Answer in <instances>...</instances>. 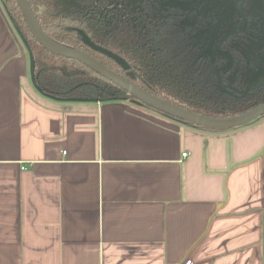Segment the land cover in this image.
Segmentation results:
<instances>
[{
  "label": "crops",
  "instance_id": "crops-1",
  "mask_svg": "<svg viewBox=\"0 0 264 264\" xmlns=\"http://www.w3.org/2000/svg\"><path fill=\"white\" fill-rule=\"evenodd\" d=\"M188 259L264 264V116L216 131L44 95L0 0V264Z\"/></svg>",
  "mask_w": 264,
  "mask_h": 264
},
{
  "label": "trees",
  "instance_id": "trees-1",
  "mask_svg": "<svg viewBox=\"0 0 264 264\" xmlns=\"http://www.w3.org/2000/svg\"><path fill=\"white\" fill-rule=\"evenodd\" d=\"M28 1L44 32L55 42L92 55L163 101L212 118L234 117L264 103V90L240 100L208 96L181 73L179 58L163 52V48L159 49L164 46L163 41L151 40L131 22L119 19L117 11L112 9L114 3L111 0H75L81 5L77 11H61L54 6L55 0ZM1 2L12 24L29 46L34 82L41 93L59 99H136L80 60L60 56L44 48L31 32L18 2ZM86 39L121 56L125 66L91 48ZM225 130L230 129H216Z\"/></svg>",
  "mask_w": 264,
  "mask_h": 264
},
{
  "label": "flooded vegetation",
  "instance_id": "flooded-vegetation-1",
  "mask_svg": "<svg viewBox=\"0 0 264 264\" xmlns=\"http://www.w3.org/2000/svg\"><path fill=\"white\" fill-rule=\"evenodd\" d=\"M111 2L119 19L163 41L159 49L179 58L181 73L200 89L234 100L264 90V0Z\"/></svg>",
  "mask_w": 264,
  "mask_h": 264
},
{
  "label": "water",
  "instance_id": "water-1",
  "mask_svg": "<svg viewBox=\"0 0 264 264\" xmlns=\"http://www.w3.org/2000/svg\"><path fill=\"white\" fill-rule=\"evenodd\" d=\"M16 1L18 2V4L20 5L23 11L26 22L31 32L44 48H46L47 50H49L54 54L80 60L81 62L91 67L97 73L103 75L104 77L108 78L109 80L121 86L124 90H126L130 95L134 96L141 103L148 105L167 116L180 119L182 121L189 122L191 124L201 126L207 129H215V130L238 128L241 126H245L255 121L256 119L264 116V103L243 114L234 117L212 118L196 112H191L182 107L163 101L155 97L154 95L148 93L147 91L141 89L140 87L136 86L134 83L128 81L124 77L120 76L119 74H117L115 71L105 66L103 63H101L98 59H96L92 55L84 51L70 48L55 42L44 32L41 24L39 23L33 11L30 2L28 0H16ZM86 42L94 50L108 55L109 57L116 60V62H118L122 66H125L126 63L121 56L117 55L116 53L112 52L107 48L97 45L96 43L90 41L89 39H86ZM258 75L259 74H257V76ZM256 80L257 78L254 77V80H252L250 86L246 89V91L242 92L243 97H245L247 93H249V91L252 89L253 85L256 84Z\"/></svg>",
  "mask_w": 264,
  "mask_h": 264
},
{
  "label": "rangeland",
  "instance_id": "rangeland-1",
  "mask_svg": "<svg viewBox=\"0 0 264 264\" xmlns=\"http://www.w3.org/2000/svg\"><path fill=\"white\" fill-rule=\"evenodd\" d=\"M54 6L58 9H60L61 11H77L79 9H81V5L76 2L75 0H55L54 2ZM15 27V26H14ZM202 91H204L208 96L210 97H215L214 95H212L211 93H209L206 89H204L203 87H201ZM223 97V96H222ZM124 99H129L128 97H125ZM135 102H137L138 105L140 106H144L148 109H150L153 112L159 113V114H163L162 112H158L155 109L146 106L145 104L141 103L139 100L136 99H132ZM164 115V114H163Z\"/></svg>",
  "mask_w": 264,
  "mask_h": 264
},
{
  "label": "built area",
  "instance_id": "built-area-1",
  "mask_svg": "<svg viewBox=\"0 0 264 264\" xmlns=\"http://www.w3.org/2000/svg\"><path fill=\"white\" fill-rule=\"evenodd\" d=\"M183 155L186 156L187 153H184ZM184 264H192V260H191V259H188V260H186V261L184 262Z\"/></svg>",
  "mask_w": 264,
  "mask_h": 264
}]
</instances>
